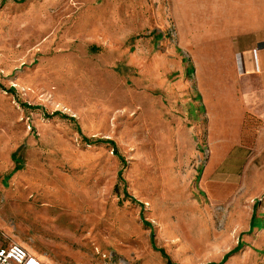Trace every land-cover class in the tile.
Masks as SVG:
<instances>
[{"label":"rangeland","instance_id":"obj_1","mask_svg":"<svg viewBox=\"0 0 264 264\" xmlns=\"http://www.w3.org/2000/svg\"><path fill=\"white\" fill-rule=\"evenodd\" d=\"M189 25L170 0H0L7 243L46 264H212L244 242L264 150L236 104L206 114L197 65L227 38ZM221 264L264 260L242 245Z\"/></svg>","mask_w":264,"mask_h":264},{"label":"crops","instance_id":"obj_2","mask_svg":"<svg viewBox=\"0 0 264 264\" xmlns=\"http://www.w3.org/2000/svg\"><path fill=\"white\" fill-rule=\"evenodd\" d=\"M170 3L175 21L190 22V36L203 35L199 31L205 30L207 36L227 38L220 46L205 49L219 53V63L216 55L215 58L207 55V62L212 59V65L205 72L197 65L196 84L205 102L206 114L210 116L220 103L223 113L233 120L237 105L239 117L251 118L245 131L257 134L256 140L245 147L264 150V27L256 23L264 20V0H170ZM208 22L220 24L215 27ZM246 22L252 23L246 25ZM219 64L224 70L223 80L219 79ZM253 119L258 125H251ZM212 122L211 119L210 127ZM256 195L264 197V176L260 177ZM258 203L243 227L242 244L264 260V201Z\"/></svg>","mask_w":264,"mask_h":264},{"label":"built area","instance_id":"obj_3","mask_svg":"<svg viewBox=\"0 0 264 264\" xmlns=\"http://www.w3.org/2000/svg\"><path fill=\"white\" fill-rule=\"evenodd\" d=\"M6 235L0 228V264H46L22 244L7 243Z\"/></svg>","mask_w":264,"mask_h":264},{"label":"trees","instance_id":"obj_4","mask_svg":"<svg viewBox=\"0 0 264 264\" xmlns=\"http://www.w3.org/2000/svg\"><path fill=\"white\" fill-rule=\"evenodd\" d=\"M3 1H5V0H3ZM14 3H22L24 0H12ZM25 107H38V106H31V105H28V104H23ZM58 114H60L61 115V117H67V116H65L64 114H62V113H60L59 111H54L52 114H49V115H47V116H52V115H58ZM71 121H75L74 120V118L73 117H68ZM84 139V141H86L87 143H90L91 142V140H89L88 138H86V137H84L83 138ZM104 141H106V142H108V143H111L112 145H113V142H112V140H110V139H106V140H104ZM115 149H114V147H112V151H114ZM13 157H15V160L17 161L18 160V158L16 157V153H13ZM21 168V165L20 164H16L15 165V167L13 168V171H15V170H18V169H20ZM12 173V172H11ZM10 173V174H11ZM119 174H120V171H119ZM123 193H124V196L125 197H127V192H126V190H125V188H123ZM147 225H149L148 223H146ZM150 237H151V240L153 239V234L151 233V235H150ZM243 244L242 243H238L237 244V246H235L233 249H231V250H229L228 252H226L224 255H223V257H222V259H221V261L220 262H218V263H212V264H221V263H223L230 255H232L233 253H235V252H237L240 248H241V246H242ZM154 247V246H153ZM156 249V248H155ZM159 252H160V254L165 258V261H166V264H178V263H175V262H173V261H171L170 260V258L168 257V255L166 254V252L163 250V249H161V248H159V249H157Z\"/></svg>","mask_w":264,"mask_h":264}]
</instances>
